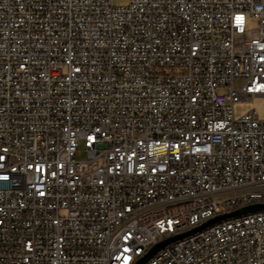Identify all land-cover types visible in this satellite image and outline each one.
I'll return each instance as SVG.
<instances>
[{"label":"built area","instance_id":"2783aa9c","mask_svg":"<svg viewBox=\"0 0 264 264\" xmlns=\"http://www.w3.org/2000/svg\"><path fill=\"white\" fill-rule=\"evenodd\" d=\"M113 1L0 0V264H137L264 205L233 111L264 99V0ZM145 264H264V210Z\"/></svg>","mask_w":264,"mask_h":264},{"label":"water","instance_id":"95a60500","mask_svg":"<svg viewBox=\"0 0 264 264\" xmlns=\"http://www.w3.org/2000/svg\"><path fill=\"white\" fill-rule=\"evenodd\" d=\"M264 210V205H253V206H249L240 210H237L235 212L229 213V214H225V215H221V216H217L211 220L206 221L205 223H203L202 225L186 232L180 235H176L173 237H170L166 240H164L163 242L157 244L156 246H154L145 256H143L137 264H145L153 255H155L158 251H160L161 249H163L164 247H166L169 244H172L174 242L180 241L184 238H187L189 236H192L198 232H201L217 223H220L224 220H228L231 218H235V217H239L242 215H246L248 213H254V212H258V211H263Z\"/></svg>","mask_w":264,"mask_h":264},{"label":"rangeland","instance_id":"374dc122","mask_svg":"<svg viewBox=\"0 0 264 264\" xmlns=\"http://www.w3.org/2000/svg\"><path fill=\"white\" fill-rule=\"evenodd\" d=\"M113 4L115 6L120 5L117 0H114ZM247 25L248 27H254L256 23L254 21L248 20ZM251 110L256 111V117L258 120L264 121V99L257 97L253 98L249 102H240L235 104L233 108L234 117L235 119H238ZM79 159H84V156L81 155Z\"/></svg>","mask_w":264,"mask_h":264},{"label":"snow or ice","instance_id":"6c2138e0","mask_svg":"<svg viewBox=\"0 0 264 264\" xmlns=\"http://www.w3.org/2000/svg\"><path fill=\"white\" fill-rule=\"evenodd\" d=\"M237 19H239V17H237Z\"/></svg>","mask_w":264,"mask_h":264}]
</instances>
